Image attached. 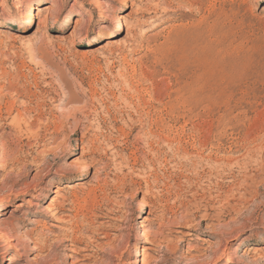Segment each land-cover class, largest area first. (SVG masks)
<instances>
[{
    "label": "rangeland",
    "instance_id": "1",
    "mask_svg": "<svg viewBox=\"0 0 264 264\" xmlns=\"http://www.w3.org/2000/svg\"><path fill=\"white\" fill-rule=\"evenodd\" d=\"M26 2L0 0V264H264V0ZM51 179L71 219L28 205Z\"/></svg>",
    "mask_w": 264,
    "mask_h": 264
},
{
    "label": "bare ground",
    "instance_id": "2",
    "mask_svg": "<svg viewBox=\"0 0 264 264\" xmlns=\"http://www.w3.org/2000/svg\"><path fill=\"white\" fill-rule=\"evenodd\" d=\"M52 1V0H51ZM54 1V0H53ZM36 2V0H27V2H26V6H25V17L27 18V19H30L31 17H32V10H33V5H34V3ZM161 5V4H160ZM55 9H57V8H59V3H55L54 4V6H53ZM53 11V10H52ZM107 12V11H106ZM161 19V18H160ZM141 23V22H140ZM114 27H115V29L112 31V33L110 34V36H109V38L103 43V44H101V46H100V49H103V50H110V47L111 46H113L114 44H115V41H114V39L118 36V35H120L121 33H122V28H123V20H122V18H118L117 20H116V22L114 23ZM127 27V26H126ZM74 37L72 38V43L71 44H73L74 43ZM146 42V41H145ZM147 43V42H146ZM117 44V43H116ZM142 48V47H141ZM122 72H120V74H121ZM120 77H122V76H120ZM126 79V78H125ZM16 83V82H15ZM129 87V86H128ZM134 87V86H133ZM133 87H132V90H133ZM5 92V91H4ZM138 92V91H137ZM15 93V92H14ZM161 98V97H160ZM158 101V100H157ZM3 102V101H2ZM15 103V102H14ZM157 103V102H156ZM160 103V102H159ZM8 104V103H7ZM10 106V105H9ZM25 106V105H24ZM25 110V109H24ZM7 112V111H6ZM9 113V115H11L12 113H13V108H10L9 109V111H8ZM155 112V111H154ZM28 114V113H27ZM7 115V114H6ZM156 115V114H155ZM8 116V115H7ZM10 117V116H9ZM1 118V117H0ZM11 118V124L16 128V129H18L19 130V132H22V130H23V132L25 131L26 133H29V124H27V123H24L23 122V120H22V118H24V115H23V117H22V113L21 112H18L17 111V114L15 115L14 114V117H10ZM37 120V119H36ZM167 120V119H166ZM153 121V120H152ZM158 121V120H157ZM23 123L25 124V126H23ZM152 123V122H151ZM1 125V124H0ZM39 125V124H38ZM170 126V125H169ZM23 127H24V129H23ZM173 127V126H172ZM31 130V129H30ZM35 134V132L33 131H30V134ZM19 135H20V133H19ZM27 135V134H26ZM90 136V135H89ZM51 137V136H50ZM83 139V138H82ZM30 140V139H29ZM51 140V139H50ZM84 146V145H83ZM82 146V149H81V156H83L85 153H84V150H85V146L83 147ZM0 150H1V156H3L5 153H6V150H5V148H4V145L2 144V143H0ZM186 155V154H185ZM11 156V155H10ZM7 158V157H6ZM7 162V161H6ZM120 172V171H119ZM62 170H60V169H56L55 171H54V174L55 175H62ZM87 175V172H86V168H84L83 169V171H82V173H81V178L80 179H83L85 176ZM97 177H98V175H97ZM106 177V176H105ZM35 178V177H34ZM97 179V178H96ZM100 179V178H99ZM100 181V180H99ZM80 185H81V183L80 182H77L76 183V187H77V189H78V187H80ZM52 186H53V180L51 179V180H48V182H46L45 184H43L42 186H40L39 187V191H38V193L34 196V199H33V201H30V202H28V205L30 206V207H36V208H38L39 207V205H38V203H37V201H40V198H42V197H44L45 196V192H48V191H52V193L53 194H55V197H51L50 198V203H49V205L45 208V211H46V213H50L51 215L52 214H55V215H59L60 214V221H63L64 219L65 220H67L66 218H69V219H71L70 217H68L66 214H63L62 215V213H63V210H64V207H66V205L67 204H69L68 202L70 201L69 200V197H65V196H63V195H61L60 194V192H61V190L63 189V188H61V185H58L57 187H56V190H52ZM92 188V187H91ZM30 190H35V186L34 185H31L30 186V188H29ZM82 188H79L78 189V191L79 190H81ZM87 189V188H86ZM207 189V188H206ZM73 190H76V189H73ZM77 190L76 191H73V193H71L72 194V196H73V198H77L76 197V195H75V193L76 192H78ZM91 191V190H90ZM90 191H89V193H90ZM209 195V194H208ZM85 196V195H84ZM72 198V197H71ZM75 200V199H74ZM73 201V200H72ZM83 201V200H82ZM75 202V201H74ZM71 203V202H70ZM76 203H77V201H76ZM84 203V202H83ZM72 205V204H71ZM74 205V204H73ZM117 205V204H116ZM78 206H79V204H78ZM95 206V205H94ZM16 207H20V205H17ZM68 207H69V205H68ZM90 207V206H89ZM149 207V206H148ZM68 212H69V210H67ZM114 211V210H113ZM150 212V211H149ZM74 213V212H73ZM54 215V216H55ZM207 217V215H205L204 216V218H206ZM74 218H76V217H74ZM77 219H79L81 222H82V224L84 223L85 224V222L87 223V225H91V223H92V220L91 219H89L88 217H87V214L86 213H82V214H80L79 213V215H77ZM75 220V219H74ZM63 223V222H62ZM77 225V224H76ZM198 225V224H197ZM53 227H55L57 230L58 229H61V231L63 230V229H65L66 230V228H62V227H59V226H55V225H52ZM81 226V225H80ZM143 227V226H142ZM74 229V228H73ZM94 229V228H93ZM207 229H212V227L211 226H209V227H207ZM70 231L69 232H71L72 230L71 229H69ZM66 231H68V229L66 230ZM218 232V234L219 235H226L225 234V232L224 231H217ZM91 233V232H90ZM1 234V233H0ZM4 234V233H3ZM93 234V233H92ZM188 236H190V234H188ZM192 236V235H191ZM9 237V236H8ZM142 237L144 238V241L145 242H147V243H149V244H151L152 246H157V242H156V240H155V238H153V234L151 233V232H148V231H146L145 229H143L142 230ZM200 240V239H199ZM217 245H219V249H218V251L217 252H215L214 254H215V261H219V259H221L223 256H225L226 257V260L229 262V263H232V255H231V253H228L227 251H228V248L225 246V245H222L221 246V243L219 242V244H217ZM240 245V244H239ZM221 247V248H220ZM13 248V247H12ZM78 248V247H77ZM77 248H74V250L75 251H77L78 252V249ZM85 248H87V247H85ZM193 248V247H192ZM187 249L188 250H191V248L189 247V246H187ZM83 250V249H82ZM84 251V250H83ZM84 257H85V255H84ZM234 257V256H233ZM237 257V256H236ZM235 258V257H234ZM191 259H193V257H191ZM243 260V259H242ZM76 262V261H75ZM74 262V263H75ZM132 262V261H131ZM237 262V261H236ZM77 263V262H76ZM132 263H137V261H134V262H132ZM239 263H244V262H239Z\"/></svg>",
    "mask_w": 264,
    "mask_h": 264
}]
</instances>
